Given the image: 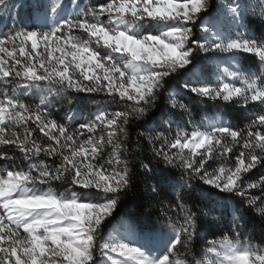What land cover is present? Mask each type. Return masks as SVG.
Masks as SVG:
<instances>
[{"label": "snow or ice", "instance_id": "snow-or-ice-1", "mask_svg": "<svg viewBox=\"0 0 264 264\" xmlns=\"http://www.w3.org/2000/svg\"><path fill=\"white\" fill-rule=\"evenodd\" d=\"M17 7L30 22L0 31V80L46 84L49 96L103 93L124 107H99L83 122L78 109L60 122L48 96L32 105L13 95L19 85L0 91V145L22 158L18 165L0 150V264H264V246L241 236L250 210L264 219V174L247 179L264 169V70L234 67L241 57L264 66V0H97L72 10L64 0H0L10 17ZM33 10L39 24L31 23ZM193 98L224 102L225 110L206 124L189 119V131L183 121L193 109L185 101ZM150 110L138 141L153 155L139 167L153 195L179 187L183 215L164 227L127 213L128 232L105 235L133 187L127 126ZM41 155L52 162H34ZM235 197L243 203L227 204ZM224 209L228 226L212 232L197 258L190 246Z\"/></svg>", "mask_w": 264, "mask_h": 264}, {"label": "trees", "instance_id": "trees-1", "mask_svg": "<svg viewBox=\"0 0 264 264\" xmlns=\"http://www.w3.org/2000/svg\"><path fill=\"white\" fill-rule=\"evenodd\" d=\"M85 0H77V2L82 5ZM218 0H213V3H217ZM97 0H91L90 5H95ZM89 5V6H90ZM1 31V30H0ZM3 31V29H2ZM240 65L243 68H249L253 71L259 72L262 71V66L259 65L258 61L251 57H241L239 60ZM17 85H21V82L15 81L13 79L0 81V91L7 88L11 90L12 88L17 87ZM43 88L47 85H42ZM175 86V80H170L168 84H166L165 89L161 90V94L158 100V106H163L166 104L167 100V92L171 87ZM30 93L20 92L16 94L20 96V98L26 100L29 104L35 105L40 102L39 96L40 91L36 89ZM42 88V87H41ZM43 93V91H42ZM78 96L80 97L78 99ZM52 101V108L56 111L53 113L54 117L58 119L60 122H64L67 120L68 116L71 113H74L76 110H80V121L83 122L84 117H88L89 113H94L97 108L103 107L107 105L110 111L122 110L123 105H117L113 103L109 98L105 97L103 93L100 94H65V93H53L50 98ZM186 103H190L192 107V116L189 118L188 116L184 117V123L187 125L188 130L191 131V124H188V120L191 119L193 122L201 121L204 123V119L206 116H210L211 113L216 112L217 114H222L225 110L223 108L224 102H217L214 100L207 99H199L193 98L191 101L186 100ZM238 107V106H234ZM259 108H253L251 112H258ZM152 112L150 110L148 116L141 118L140 120H131L129 122L128 132L129 136L126 141L127 153L125 154V158L129 160V166L133 169V187L130 191L125 194H122L120 204L117 207L115 216L116 219L114 222L106 229L105 235L109 233V231L116 225H118L121 221L128 222L131 225L130 218L127 216V213H136L141 215L145 219H150L151 222L155 225H164L168 223V218L171 217L173 220L178 219L183 215L182 212L178 209L177 205L181 202L177 199L178 195H180V189L177 187L175 191H164L158 195H153L147 188L150 180L145 177L142 173V169L139 167V162L143 160L144 162H148V157H151L153 154L151 152V146L147 144L146 141L139 140L138 141V133L140 131L145 130L144 124L151 117ZM237 118H240L239 112L236 113ZM251 114H249V121H244L240 124V127L243 128L246 123L250 122ZM77 124L73 123L72 126H76ZM7 128L10 131H18L23 132V128L20 126H15L11 123H8ZM34 127V125H33ZM175 127V125H173ZM35 138L38 141L46 142V138L42 136L41 133L36 132ZM139 143V147H137ZM159 146V145H157ZM0 150L7 151L9 155H16L18 157L16 163L18 165L22 164V158L19 156L18 150L15 146L10 145H0ZM234 159V157H233ZM40 160H44L46 163H51V159H46L44 155H41L38 160L34 161L38 163ZM3 162H0L2 165ZM155 163V161H153ZM26 166V165H25ZM214 167V165H213ZM264 174V169L258 168L254 170L247 176V179L254 181L258 179V177ZM193 184L198 183L197 181H192ZM53 187L61 191L63 187H60L56 184H53ZM64 190V189H63ZM213 193V199H219L220 194L216 193L214 189H210ZM251 195H261L259 189H254L250 193ZM227 196L228 194H223ZM189 207H191V202L188 200L184 201ZM243 203L242 198L235 197L233 200L227 201V204L235 207L239 204ZM204 205L201 204V207ZM195 211V209H193ZM214 217H221V212L213 213ZM239 222V221H238ZM228 226V211L227 209L223 210L222 218L217 222V220H212V227L209 228L208 225H205V228L208 229L207 232H202L200 237L193 241L191 250L197 254V258H199L202 253L204 247L206 246V241L212 239V232L215 231L217 235H219V231L221 229H226ZM241 236H247L254 243L264 246V219H261L257 213L254 211H249L248 218L243 222V228L241 230ZM178 252H183L184 249L180 246L177 248Z\"/></svg>", "mask_w": 264, "mask_h": 264}, {"label": "rangeland", "instance_id": "rangeland-1", "mask_svg": "<svg viewBox=\"0 0 264 264\" xmlns=\"http://www.w3.org/2000/svg\"><path fill=\"white\" fill-rule=\"evenodd\" d=\"M90 1L91 0H85L84 3L81 5V7H83L85 5H90L89 4ZM16 2L19 5V3H30L31 0H16ZM64 2L68 5L69 10H72L73 5L78 3L77 0H64ZM246 2L249 4H252V5H258L260 0H246ZM90 6H92V5H90ZM256 10L259 11V8L257 7ZM12 17H14L15 19H13ZM29 22L30 21L28 19V10H26V9H20L19 7L14 8L12 10L11 17L7 11L0 10V30L2 31V29H3V32H7L9 29H12V28L24 27ZM31 23L39 24V21L37 20L36 12L34 10L32 11ZM74 35L79 36L81 38H86L84 36V34L79 32V31L74 32ZM234 67H240L243 69V67L240 65L239 61L234 65ZM212 70H213V65L211 64V61H209V72L211 73ZM262 70H264V66H262ZM213 79H214V77H213ZM0 81H4V80H0ZM15 81L21 82V85H20V88L18 89V91L16 93H13V95H16L20 92H23V94L24 93H30V92H32V90L35 89V88H25L24 87L25 82L22 80H15ZM38 88H36V89L38 90ZM45 89H46V87L43 88V86H40L39 91L41 94L39 96V100L41 97H44V96H48V98H50L48 92ZM42 91H43V93H42ZM217 115H219V114H217L216 112H213V113H211L210 116H206V118L204 119V123L206 124L208 122V118H211V117H214ZM75 127L72 126V128H75ZM214 167H215V165H214ZM61 191H63V189ZM167 224H164L161 226L167 227ZM129 228H130V224L128 222L121 221L118 225L114 226L109 231L108 234H111L114 230H119V232H121V233H126V232H128Z\"/></svg>", "mask_w": 264, "mask_h": 264}]
</instances>
